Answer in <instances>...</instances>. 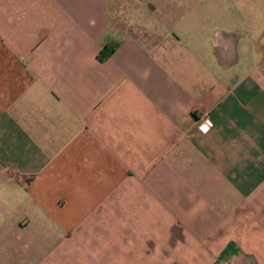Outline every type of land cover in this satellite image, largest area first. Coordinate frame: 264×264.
<instances>
[{"label":"crops","instance_id":"crops-1","mask_svg":"<svg viewBox=\"0 0 264 264\" xmlns=\"http://www.w3.org/2000/svg\"><path fill=\"white\" fill-rule=\"evenodd\" d=\"M241 1L195 22L137 0L128 31L114 0H0V264H264V34Z\"/></svg>","mask_w":264,"mask_h":264},{"label":"rangeland","instance_id":"rangeland-1","mask_svg":"<svg viewBox=\"0 0 264 264\" xmlns=\"http://www.w3.org/2000/svg\"><path fill=\"white\" fill-rule=\"evenodd\" d=\"M135 1L137 0H114V5L116 9L114 13H111V15H113L115 19L119 20L120 22L119 26L124 27V29L128 28V31L129 29L131 31H134L132 29H136L134 27L135 26L137 27V25L139 24L137 20L139 19L138 10H135L136 9ZM174 1L178 5V9H179L177 12H175V14L178 13L182 20L184 19L189 20L188 18H191V20H195V22L197 21L201 22L202 18L199 17V15L202 14L201 9H197L193 11H189L187 9L190 4H193L194 2L201 3L203 0H174ZM255 2H257L258 4L257 8L255 7ZM237 3L240 4V1H238ZM241 3H243L244 6L253 3V19H254L253 23L257 25L256 33L258 35V38H261L262 34H264V0H242ZM249 18H251V15H249ZM243 19L246 23H248L245 16Z\"/></svg>","mask_w":264,"mask_h":264},{"label":"trees","instance_id":"trees-1","mask_svg":"<svg viewBox=\"0 0 264 264\" xmlns=\"http://www.w3.org/2000/svg\"><path fill=\"white\" fill-rule=\"evenodd\" d=\"M117 41L116 40H111L106 43H104L101 47V52L105 54H110L114 48L117 46Z\"/></svg>","mask_w":264,"mask_h":264},{"label":"clouds","instance_id":"clouds-1","mask_svg":"<svg viewBox=\"0 0 264 264\" xmlns=\"http://www.w3.org/2000/svg\"><path fill=\"white\" fill-rule=\"evenodd\" d=\"M208 130H209L208 127H204V128H202V131H204L205 133H206Z\"/></svg>","mask_w":264,"mask_h":264}]
</instances>
